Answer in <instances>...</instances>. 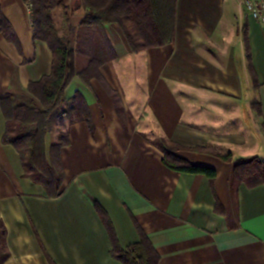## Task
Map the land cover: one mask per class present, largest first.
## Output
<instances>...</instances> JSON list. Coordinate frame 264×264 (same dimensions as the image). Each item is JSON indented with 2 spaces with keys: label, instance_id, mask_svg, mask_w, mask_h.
<instances>
[{
  "label": "crops",
  "instance_id": "crops-1",
  "mask_svg": "<svg viewBox=\"0 0 264 264\" xmlns=\"http://www.w3.org/2000/svg\"><path fill=\"white\" fill-rule=\"evenodd\" d=\"M242 1L176 0L174 41L137 54L118 24L106 27L117 59L101 68L103 80L76 78L67 90L90 117L64 121L59 197L24 178L19 154L2 141L0 105V264H122L99 207L123 249L140 230L159 264H264V183L235 176L238 165L264 160V24ZM0 6L17 41L0 31L1 96L15 78L27 88L49 75L53 54L34 39L25 0ZM157 137L216 176L168 168Z\"/></svg>",
  "mask_w": 264,
  "mask_h": 264
},
{
  "label": "trees",
  "instance_id": "trees-1",
  "mask_svg": "<svg viewBox=\"0 0 264 264\" xmlns=\"http://www.w3.org/2000/svg\"><path fill=\"white\" fill-rule=\"evenodd\" d=\"M31 11L34 39L49 46L53 54L52 72L37 82L21 87L15 78L9 90L0 96V105L6 119L3 144L12 146L20 156L24 178L42 185L50 198L62 194L64 170L60 152L69 145L66 133L56 141L47 138L53 126L65 119L89 121V109L80 94L67 97L74 79L90 86L93 79L103 80L101 68L117 59L106 33V27L118 24L135 54L149 48L170 44L175 36L176 0H71L66 6L61 0H25ZM61 11L66 30L60 35L55 24ZM82 14L78 25L72 17ZM0 31L10 42L17 43L11 25L0 6ZM164 153L165 165L178 172L203 174L213 179V169L196 166L178 155L188 150L179 144L157 137L152 141ZM195 151L208 152L207 148ZM216 156L230 160L227 155ZM239 181L251 185L264 183V160L253 158L235 169ZM112 242L111 256L122 264H159V255L149 238L139 230L140 240L123 249L106 213L99 207Z\"/></svg>",
  "mask_w": 264,
  "mask_h": 264
},
{
  "label": "built area",
  "instance_id": "built-area-1",
  "mask_svg": "<svg viewBox=\"0 0 264 264\" xmlns=\"http://www.w3.org/2000/svg\"><path fill=\"white\" fill-rule=\"evenodd\" d=\"M242 3L248 16L264 24V0H243Z\"/></svg>",
  "mask_w": 264,
  "mask_h": 264
},
{
  "label": "rangeland",
  "instance_id": "rangeland-1",
  "mask_svg": "<svg viewBox=\"0 0 264 264\" xmlns=\"http://www.w3.org/2000/svg\"><path fill=\"white\" fill-rule=\"evenodd\" d=\"M55 24L57 25L60 35H64L66 25L64 22V18L61 16V11H59L58 14L56 13ZM64 127L65 124L62 121L55 123L53 126V130L48 134V139L50 141H56L58 139V135L64 130Z\"/></svg>",
  "mask_w": 264,
  "mask_h": 264
}]
</instances>
